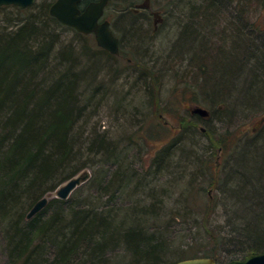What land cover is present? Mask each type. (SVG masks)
Returning <instances> with one entry per match:
<instances>
[{
    "label": "trees",
    "instance_id": "obj_1",
    "mask_svg": "<svg viewBox=\"0 0 264 264\" xmlns=\"http://www.w3.org/2000/svg\"><path fill=\"white\" fill-rule=\"evenodd\" d=\"M53 1H35L25 9L0 7V228L6 264H110L109 259L117 260L115 264H163L169 251L157 233L142 225L138 217L128 225L120 224L116 213L107 208L113 198V193L108 194L111 185L125 174L130 180L127 172L116 171L112 180L98 188L95 198L80 203L70 197L51 198L41 212L25 218L37 200L90 166L95 157L112 158L115 154L112 143L96 127L88 131L97 109L92 102L94 73L103 55L112 57L101 49L91 51L86 45L62 41V33L68 31L83 36L49 15ZM89 1L94 0L82 4ZM170 1L187 8L189 19L180 25L173 52L180 58L188 53L197 60V70L210 87L207 100L214 101L211 91L215 88L216 99L227 104V117L238 112L252 116L261 110L264 30L253 21H244L240 11L243 7L249 16L250 7L255 6L251 0ZM258 1L261 3L253 8L264 5V0ZM128 15L124 12L123 16ZM130 20L125 25L130 42L144 43L141 31L136 26L132 29L134 21ZM213 24L223 25L215 38L209 33ZM233 39L237 44L233 41V50L223 53L219 61L217 54L210 55L211 45L219 52L220 44ZM143 88L150 93L149 82ZM228 126L219 134L220 141H215L225 159L214 176L220 172L224 178L217 184L212 175L199 171L232 203L226 208L230 212L228 235L212 232L210 249L188 254L189 258L209 257L220 264L264 252V122L254 133L237 134L233 144L230 136L234 133ZM169 148L158 155L160 163ZM83 156L87 159L75 166ZM212 186L200 185L198 195L210 197L207 187ZM93 199L101 204H94Z\"/></svg>",
    "mask_w": 264,
    "mask_h": 264
},
{
    "label": "rangeland",
    "instance_id": "obj_2",
    "mask_svg": "<svg viewBox=\"0 0 264 264\" xmlns=\"http://www.w3.org/2000/svg\"><path fill=\"white\" fill-rule=\"evenodd\" d=\"M35 1L41 3L45 0ZM170 2L110 0L106 6L104 18L121 36L123 29V42L120 44V57L103 55L100 67L95 70L92 102L97 109L88 131L96 127L97 132L103 133L112 143L115 154L112 158L95 157L90 166L81 168L76 175L88 172L89 179L70 195L74 203L86 201L87 197L95 198L100 193L98 188L103 186V182L112 180L116 171L127 172L132 176L130 180H126L125 174L123 179H116L117 184L111 185L108 194L113 193V198L107 208L116 213L120 224L128 225L138 217L142 219V225L151 232L155 231L169 251V258L163 264L188 259L191 252L197 251L198 255V252L210 249L211 237L214 236L212 232L222 237L228 233L226 220L230 212L226 208H230L232 203L220 194V189H215V182L219 184L224 178L220 172L218 178L214 176V171H221V166L216 163L218 150L215 137L223 133L227 125L237 135L245 131L254 133L264 122V106L252 116L238 112L236 116L227 117L224 113L227 104L216 99L215 88L211 91L214 101L207 100L206 93L210 87L204 79L205 75L197 70V60L188 53L180 58L173 52L180 25L188 23L189 19L187 8ZM140 4L149 6L151 11L161 16L162 21L155 31L152 17L143 23L132 22V29L136 26L144 37V43H133L129 41L125 26L131 20L118 10L138 8ZM245 18V21H253V25L264 26V5L259 9L252 8ZM214 26L220 31L223 27L213 24L214 29ZM209 33L213 37L217 35L214 31ZM61 37L62 41L73 42L77 46L86 45L91 51L99 49L91 35L79 38L68 31ZM211 46L210 55H216L218 51L212 50ZM125 58L131 59L130 62ZM136 62L144 63L146 68H142V64L137 66ZM140 73L150 83V93L138 80ZM207 75L211 77L212 70ZM193 105L207 109L209 118L196 124L198 120L190 116L188 110ZM201 129L209 135L212 133L213 137L209 138ZM168 147L167 156L161 164L157 160L158 155ZM86 159L83 156L74 165ZM199 171L212 175L215 182H210V178ZM195 174L196 177L200 174V177L192 181ZM208 183L213 185L207 187L210 197L198 195L200 185L206 187ZM45 196L51 199L55 191ZM102 199L105 201L107 197ZM93 203L101 204L96 199ZM2 236L0 228V264H6ZM109 260L110 264L117 263L115 259Z\"/></svg>",
    "mask_w": 264,
    "mask_h": 264
},
{
    "label": "water",
    "instance_id": "obj_3",
    "mask_svg": "<svg viewBox=\"0 0 264 264\" xmlns=\"http://www.w3.org/2000/svg\"><path fill=\"white\" fill-rule=\"evenodd\" d=\"M110 0L91 1L84 7H80L82 0H55L50 4L48 13L55 18L59 23L69 28L74 29L78 33L93 34L95 43L99 48H102L112 55L119 53L118 39L112 34L109 29V22L103 21L99 23L102 17L104 8ZM35 0H0L1 6H16L20 9H25L33 5ZM191 114H198L203 119L209 118V112L205 108L196 106L191 109ZM89 178L88 172H82L70 178L64 185L56 190V198L66 200L71 192L85 182ZM46 197L41 198L30 208L27 213V218H31L38 213L47 204ZM174 264H219L214 259L203 258H188L175 262ZM223 264H264V252L247 255L239 260H231Z\"/></svg>",
    "mask_w": 264,
    "mask_h": 264
},
{
    "label": "flooded vegetation",
    "instance_id": "obj_4",
    "mask_svg": "<svg viewBox=\"0 0 264 264\" xmlns=\"http://www.w3.org/2000/svg\"><path fill=\"white\" fill-rule=\"evenodd\" d=\"M150 9L151 8L149 6H147V5L146 6H142L141 5L138 8L127 9V10L120 9L118 11H119V13L128 12L129 15L127 17H129V19H132L134 22H142L143 23L144 21H146L147 19H150L152 17L153 30L155 31L157 26H158V24L162 21V18H161V16L158 13H156L154 11H151ZM105 20L108 21L107 19L104 18V14H103V16L99 20V23H101V22H103ZM108 22H109V29L111 30L112 34L117 39L121 40L122 37H123V29L121 30L122 31V36H121L119 33L116 32V30H114V28L112 27V24L110 23V21H108ZM113 56L120 57V43H119V53L117 55H113ZM129 61H130V59H127V62H129ZM196 106H198V105H193V106H191L188 109L190 116L194 117L195 119H197V118L203 119L198 114H191V109L193 107H196ZM233 142L234 141L232 140V144H233ZM218 152H219L220 155H219V157H217L216 163H217V165L222 166L223 163H224V159L225 158L223 157L222 160L220 159V157L223 156V153L221 152V147H219Z\"/></svg>",
    "mask_w": 264,
    "mask_h": 264
},
{
    "label": "bare ground",
    "instance_id": "obj_5",
    "mask_svg": "<svg viewBox=\"0 0 264 264\" xmlns=\"http://www.w3.org/2000/svg\"><path fill=\"white\" fill-rule=\"evenodd\" d=\"M55 1V0H54ZM53 1V2H54ZM52 2V3H53ZM251 2L253 3L252 5H255V6H257L259 3H261V2H259L258 0H251ZM263 2V1H262ZM51 3V4H52ZM246 4H248V2H246V3H244V5H246ZM142 4H140V6H141ZM145 5V4H144ZM144 5H142V6H144ZM139 6V7H140ZM255 6H253V7H255ZM253 7H250V10H252V8ZM19 8V7H18ZM246 8V7H245ZM240 11H243V13H244V15L246 16L247 15V11L242 7V8H240ZM247 18V17H246ZM246 18H244L243 20L245 21L246 20ZM247 19H249V18H247ZM61 24V23H60ZM62 25V24H61ZM63 26H65V25H63ZM258 29H261V30H264V26H257V25H255ZM67 27V26H66ZM215 27V26H214ZM209 31H211V32H219L220 31V29H216V27H215V29L213 28V27H211V28H209ZM224 31L226 32V33H229V30H225L224 29ZM80 35H82V36H86V35H91V36H93V38H94V35L93 34H83V33H79ZM94 41H95V39H94ZM130 41V40H129ZM233 41L237 44V40L236 39H233L232 41H225V44L224 45H222V44H220V47H221V49L219 50V52L217 53V61H219L220 59H221V57H222V54L223 53H230L232 50H233V48H234V46H233ZM118 42L121 44L122 42H123V38L121 39V40H119L118 39ZM99 49H101L102 51H104V52H106L107 54H109V55H111L112 56V54L111 53H109L108 51H106V50H104V49H102V48H99ZM130 62V61H129ZM137 66H138V64H137ZM119 79V78H118ZM138 80L140 81V82H142V84H143V82H144V84H143V86L146 84V82H147V80L145 81V79H144V77H142V76H138ZM148 83V82H147ZM154 98L152 99V101L150 102L151 103V106L154 104ZM207 110V109H206ZM209 112V111H208ZM203 120V119H202ZM200 123V121L198 120L197 122H196V124H199ZM205 130L204 129H201V132H204ZM235 136H236V134H232V136H230V140H234V139H236L235 138ZM222 137L221 136H219V135H217L216 137H215V141H217V140H220ZM218 149H219V147H218ZM217 149V150H218ZM218 151H217V157H219V155H218ZM72 178V177H71ZM70 179V178H69ZM69 179H67L66 181H64L63 183H61L54 191H55V193H56V190L59 188V187H61L62 185H64ZM89 179V178H88ZM87 179V180H88ZM86 180V181H87ZM85 181V182H86ZM85 182H83V183H81L80 185H82V184H84ZM79 185V186H80ZM78 187V186H77ZM76 187V188H77ZM75 188V189H76ZM74 189V190H75ZM73 190V191H74ZM73 191L71 192V194L73 193ZM208 192H210V191H208ZM70 194V195H71ZM70 195H69V197H70ZM43 197H46L47 198V200L49 201L50 200V198H48L47 196H43ZM42 197V198H43ZM52 198H56V194H55V196H53ZM41 199V198H40ZM39 199V200H40ZM56 199H58V198H56ZM59 200H61V199H59ZM38 201V200H37ZM36 201V202H37ZM48 203V202H47ZM34 205V204H33ZM32 205V206H33ZM47 205V204H46ZM31 206V207H32ZM46 207V206H45ZM44 207V208H45ZM44 208H42L39 212H41ZM30 210V209H29ZM38 212V213H39ZM28 213V212H27ZM27 213H26V215H25V218L27 219V220H29V219H31L32 217H34L35 215H37L38 213H36L35 215H33L31 218H27L26 216H27ZM227 223H228V220H226V225H227ZM227 227V226H226ZM228 234L226 233V235H224V236H227Z\"/></svg>",
    "mask_w": 264,
    "mask_h": 264
}]
</instances>
